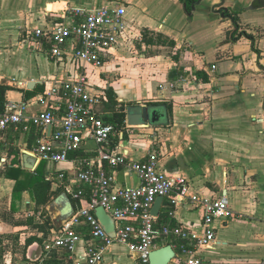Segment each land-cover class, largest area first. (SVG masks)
Instances as JSON below:
<instances>
[{
  "label": "crops",
  "instance_id": "0c3cea01",
  "mask_svg": "<svg viewBox=\"0 0 264 264\" xmlns=\"http://www.w3.org/2000/svg\"><path fill=\"white\" fill-rule=\"evenodd\" d=\"M119 4L127 9L128 25L142 37L121 42L100 68L70 51L54 61L50 45L29 36L58 22H79L83 17L74 11L77 8ZM191 6L186 0H0V86L8 87L5 103L24 101L31 113L50 109L61 117L66 100L48 102L46 92L85 72L91 90L108 97L96 107L103 118L112 113L109 94L126 112L125 124L132 106L164 107L166 118L160 123L137 126L132 132L124 124L110 146L119 147L134 161L147 159L154 149L166 175L184 177L191 192L201 197L229 201L231 214L215 223L216 242L199 252L202 264H264V0H194ZM221 9L235 12L240 29L254 39L242 36L232 41L236 25ZM181 76L201 82L187 89L178 83ZM172 83L176 85L171 87ZM58 125L51 132L49 127L24 130L22 125H11L0 133V264H71L67 256L45 251L41 241L45 232L29 222L30 218L39 221L44 214L36 212L30 191L16 197V180L2 174L15 159L11 151L20 150L23 166V151L28 150L37 158V168L45 162L51 192H67L59 174L73 176L74 158L95 156L97 145L88 139L84 149L71 153L65 163L40 160L34 153L37 141L52 139ZM105 166L117 185L140 184L125 168ZM72 184L90 191L84 183L73 180ZM69 197L76 207L78 201ZM163 198L159 214L154 215V249L171 245L176 255L170 264H174L186 257L185 241L174 232L162 234V228L181 225L201 234L204 210L191 200L176 206L170 197ZM125 222L140 226L137 220ZM79 231L87 240L91 228L84 223ZM36 235L38 239L28 244ZM84 249L81 242L80 257ZM99 264H135V257L127 245L115 243Z\"/></svg>",
  "mask_w": 264,
  "mask_h": 264
},
{
  "label": "built area",
  "instance_id": "2783aa9c",
  "mask_svg": "<svg viewBox=\"0 0 264 264\" xmlns=\"http://www.w3.org/2000/svg\"><path fill=\"white\" fill-rule=\"evenodd\" d=\"M74 11L82 15L76 23L58 22L50 27L35 29L29 33L38 43L50 45V57L61 60L70 53L84 63L100 68L110 54H114L121 42L130 43L142 37L139 30L128 25L127 9L124 5L114 7L101 6L93 9L77 8ZM70 44V49L66 46ZM216 65H212L214 70ZM201 82V81H200ZM195 77L181 76L178 80L187 89H194L200 83ZM176 83H172L174 87ZM46 101L60 103L66 100V113L59 117L50 109L41 113H31L24 101L9 100L0 111V133L11 125H22L24 130L40 126L45 130L58 125L51 137L40 139L34 147V153L40 160L65 163L71 153L84 149L88 139L93 140L97 148L95 156L74 158V175L61 172L59 177L65 183L67 193L78 203L71 218L60 228L42 234L45 251L57 252L71 260V264H99L106 251L115 243L127 245L135 257V264H152L150 254L154 250L157 230L152 206L160 196H168L173 205L191 200L204 210L202 233L193 232L179 225L174 228L164 226L162 234L174 232L182 238V250L185 258L177 259L174 264H202L199 252L216 242L218 220L231 214L226 198L211 199L201 197L190 190V184L184 177H169L160 170L159 154L151 149L147 159L131 160L119 147H111V140L120 129L107 122L96 107L108 100L104 92L91 90L85 72H78L74 78L62 84L56 83L44 97ZM137 126L127 122L126 130L132 132ZM105 164L115 169L125 168L140 179L134 187L120 186ZM90 186L86 192L83 187L75 189L72 181ZM121 203V205H120ZM103 206L116 222L115 236L109 235L100 223L95 209ZM174 212H171L173 214ZM137 220L139 227L125 221ZM87 223L91 233L87 240L79 227ZM84 242V254L78 255V248Z\"/></svg>",
  "mask_w": 264,
  "mask_h": 264
},
{
  "label": "trees",
  "instance_id": "16d2710c",
  "mask_svg": "<svg viewBox=\"0 0 264 264\" xmlns=\"http://www.w3.org/2000/svg\"><path fill=\"white\" fill-rule=\"evenodd\" d=\"M186 1L188 5L192 7L191 5L194 0ZM221 11L225 14V16L232 18L236 25L235 29L230 34L232 41H237L242 36H248L254 39V36L251 33H248L246 30L240 29L238 17L235 12L226 9H221ZM7 89L8 87L6 86H0V111L4 108V93ZM109 97L110 103H108V108L112 113L106 115L104 118L107 122L114 124L118 129H120L125 124L126 112L122 107H117V100L111 94H109ZM164 105L168 107V110L170 109L169 104L164 103ZM31 142L32 141L30 140L29 144ZM11 153L15 154V159L13 160L11 166H7V168L2 171V174H4L8 178L16 180V186L14 191V193H16L15 196L20 197L23 191H30L37 208L43 205L45 206L49 202H51L55 198V196L59 194V191H56L55 193L51 192V182L46 179L44 173L45 162H42L36 169V171H30L23 168L20 159L19 149L11 151ZM39 219V221H37L36 218H30L29 220V222L35 227L37 231L49 232L55 228V225L53 224L52 219L47 210L44 216ZM36 238L38 239L37 235L35 237H30L27 243H32L36 240Z\"/></svg>",
  "mask_w": 264,
  "mask_h": 264
},
{
  "label": "water",
  "instance_id": "95a60500",
  "mask_svg": "<svg viewBox=\"0 0 264 264\" xmlns=\"http://www.w3.org/2000/svg\"><path fill=\"white\" fill-rule=\"evenodd\" d=\"M164 107L150 106V105H135L129 108L127 114V122L131 126L154 125L160 123L166 118ZM53 125L49 126V132L52 131ZM23 166L28 170H35L38 166V160L32 152L28 150L23 151ZM163 197L160 196L156 199L152 207V214L158 215ZM74 205L67 192L60 193L48 206V212L53 220L54 225L59 228L66 221H68L74 214ZM96 215L106 230V232L115 236L116 222L103 206H98L95 209ZM176 252L171 245L162 246L154 249L150 254L152 264H170L171 260L175 257Z\"/></svg>",
  "mask_w": 264,
  "mask_h": 264
},
{
  "label": "rangeland",
  "instance_id": "374dc122",
  "mask_svg": "<svg viewBox=\"0 0 264 264\" xmlns=\"http://www.w3.org/2000/svg\"><path fill=\"white\" fill-rule=\"evenodd\" d=\"M46 207H47V205L46 206H43V207L41 206V207L37 208L36 212H41V213L45 214V212L47 210Z\"/></svg>",
  "mask_w": 264,
  "mask_h": 264
},
{
  "label": "bare ground",
  "instance_id": "6f19581e",
  "mask_svg": "<svg viewBox=\"0 0 264 264\" xmlns=\"http://www.w3.org/2000/svg\"><path fill=\"white\" fill-rule=\"evenodd\" d=\"M49 8L51 9V8H54V7L53 6H50Z\"/></svg>",
  "mask_w": 264,
  "mask_h": 264
}]
</instances>
